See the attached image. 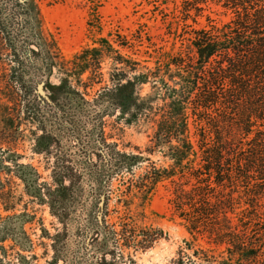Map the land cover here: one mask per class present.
I'll use <instances>...</instances> for the list:
<instances>
[{
	"label": "trees",
	"instance_id": "trees-1",
	"mask_svg": "<svg viewBox=\"0 0 264 264\" xmlns=\"http://www.w3.org/2000/svg\"><path fill=\"white\" fill-rule=\"evenodd\" d=\"M165 1L184 21L196 23L208 2L230 17L226 22L207 18L206 26L192 28L188 46L176 54L144 51L154 59L149 66L136 52H121L132 45L118 34L114 40L100 37L66 59L44 33L36 0H0V264H37L25 230L32 216L15 212L22 201L13 189L15 179L23 183L28 199L47 204L61 224L47 234L53 249L49 264H68L64 238L75 203L100 211L99 217L89 215L87 242L77 262L132 264L138 251L165 238L161 228L145 222L146 206L165 182L172 216L190 238L164 264H264V0ZM136 39L142 41L140 33ZM106 59L111 68L103 81ZM54 70L58 84L50 82ZM39 84L47 99L37 91ZM144 85L149 90L142 94ZM56 94L64 105L54 99ZM21 98L26 117L34 119L32 114L47 106L53 124L70 135H95L96 155L77 161L56 158L50 181H41L37 169L19 162L10 146L18 122L7 111L18 109ZM113 111L127 126L151 129L145 152L160 153L168 164L156 166L142 152L118 149L103 137L101 119L99 127L87 130L90 118L79 115ZM40 118L42 125L45 118ZM46 135L47 144L57 139L52 131ZM143 162L146 167L136 175ZM114 180L117 221L110 224L107 207Z\"/></svg>",
	"mask_w": 264,
	"mask_h": 264
},
{
	"label": "rangeland",
	"instance_id": "rangeland-1",
	"mask_svg": "<svg viewBox=\"0 0 264 264\" xmlns=\"http://www.w3.org/2000/svg\"><path fill=\"white\" fill-rule=\"evenodd\" d=\"M42 17V28L50 41H55L60 54L70 59L73 54L87 46H93L95 40L104 37L114 40L118 35L131 42V48L121 49L122 53L136 52L140 60H148L147 65H153V57L144 54L147 51L154 55L155 52H167L176 54L185 49L189 42L190 30L206 26L207 18L216 22L228 21L230 14L224 12L219 5L208 2L200 16L196 17V23L191 18L184 21L181 15L174 9V4L165 0H36ZM179 3V1H177ZM194 12H192V15ZM176 16V18H175ZM178 16V17H177ZM87 22L93 25L89 27ZM186 25L189 26H185ZM142 36V41L137 42V37ZM103 81L108 78V72L111 68L110 59L102 62ZM86 75H83L84 79ZM50 82L59 83V75L54 70ZM3 83V78H0ZM2 87V84H1ZM98 85L89 92L87 99H91ZM148 85H144L142 94L147 93ZM44 91V90H43ZM56 94L55 98L59 104H63L65 99ZM44 97L47 99V93L44 91ZM3 100L4 96L0 94ZM34 96L29 99L34 100ZM22 98L17 108L7 113L14 114V121L18 122L17 130L14 133V144L10 146L13 152L21 158L19 162L29 163L41 175V181H50L49 174L54 165L55 159L67 158L73 161L81 160L88 155L94 157L98 152V138H86L84 131L81 135H70L66 129L53 124L52 119L47 116V106L40 108L38 114H32L34 119H30L22 109ZM56 111V110H54ZM53 112V111H51ZM96 112H82L79 114L88 121L86 129H94V125L99 127L101 119L102 135L107 142H115L117 148L126 152H142L143 156H148L156 166H166L168 161L160 153L147 154L145 149L149 144L151 129L145 126H127L118 119V111H113L111 115H101L98 117ZM26 115V116H25ZM77 116L78 113L76 114ZM16 116V117H15ZM41 116L45 118L42 125L38 120ZM47 118L49 122L47 123ZM99 121V122H98ZM48 131L56 134V138L47 144ZM98 132V130H96ZM8 145H4L7 147ZM147 162H143L135 174L138 175L146 167ZM130 176H127V178ZM118 182H112L109 191L108 217L110 224L117 221L116 214L113 210L116 207L117 192L114 190ZM13 189L17 196H22L21 204L16 208V213L27 212L32 216V221L25 225V230L30 235L33 242L32 254L37 257V264H49L52 259L53 249L51 240L47 234L52 235L56 230L61 229L59 221L49 213L47 204L40 205L35 201L28 199L23 194V183L19 179L14 180ZM170 192L168 183L157 185L148 205L146 206V224L161 228L165 233V238L159 239L150 249L138 251L133 255L132 264H164L170 258L174 257L179 247L183 246V239H188L189 234L179 224V220L172 216L171 208L168 203ZM26 203L27 210L24 211L23 204ZM69 221L67 223L66 238L64 241L67 245L66 258L68 264H79L77 261L82 255L86 229L91 224L89 215L99 217L100 211L94 209L90 204H73L70 208ZM81 230L79 234L77 229ZM62 231V230H60ZM64 237V236H63ZM60 242V237L58 238ZM62 241V240H61ZM199 243L205 245L203 240ZM132 252V250H130ZM57 264H63L62 260Z\"/></svg>",
	"mask_w": 264,
	"mask_h": 264
},
{
	"label": "water",
	"instance_id": "water-1",
	"mask_svg": "<svg viewBox=\"0 0 264 264\" xmlns=\"http://www.w3.org/2000/svg\"><path fill=\"white\" fill-rule=\"evenodd\" d=\"M37 91H38L42 96H44V91H43V88H42V84H39V85H38Z\"/></svg>",
	"mask_w": 264,
	"mask_h": 264
}]
</instances>
